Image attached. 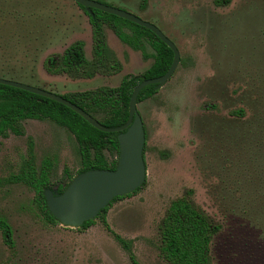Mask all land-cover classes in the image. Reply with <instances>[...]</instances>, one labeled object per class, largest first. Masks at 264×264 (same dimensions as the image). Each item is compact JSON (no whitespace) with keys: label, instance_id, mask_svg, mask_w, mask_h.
Here are the masks:
<instances>
[{"label":"rangeland","instance_id":"rangeland-1","mask_svg":"<svg viewBox=\"0 0 264 264\" xmlns=\"http://www.w3.org/2000/svg\"><path fill=\"white\" fill-rule=\"evenodd\" d=\"M98 1L153 23L179 53L169 79L136 103L144 180L111 202L107 227L130 241L138 264H168L158 254L156 226L169 201L186 196L219 226L209 245L211 264H264V0ZM103 32L121 65L117 73L49 74L43 59L74 40L91 58L85 13L72 0H0V77L68 94L116 87L149 66L150 58L106 25ZM21 127L22 135L0 137V178L17 171L30 144L35 167L43 158L51 164L43 196L56 194L78 174L74 138L47 119H24ZM33 196L25 184L0 181V216L12 243L0 234V264H130L99 218L86 228L49 223Z\"/></svg>","mask_w":264,"mask_h":264},{"label":"trees","instance_id":"trees-1","mask_svg":"<svg viewBox=\"0 0 264 264\" xmlns=\"http://www.w3.org/2000/svg\"><path fill=\"white\" fill-rule=\"evenodd\" d=\"M98 1V0H97ZM145 0H142L141 5ZM220 4V0H214ZM86 15L91 28V58L84 55L83 41L78 39L69 43L61 53L47 55L42 61L43 69L49 74L65 73L73 78H90L95 74L112 75L121 65L106 43L103 25H106L116 38L133 50L140 51L143 58H150L151 63L139 75H127L121 78L116 87H98L83 92L61 94L79 106L99 123L107 127L121 125L127 118V104L133 87L144 78L161 75L172 59L171 50L148 29L138 26L117 16L77 5ZM148 45L152 52L146 49ZM155 92L154 84L143 87L136 96V102L150 97ZM100 114L96 118L95 114ZM24 119H47L65 127L77 144L80 167L77 173L90 169H113L116 158L107 160L105 152L117 156L118 132H103L92 127L81 116L68 107L51 99L30 92L0 84V137L8 133L22 135L21 121ZM48 159L43 158L38 167L32 162L31 145L26 155L20 157L17 171L0 178L3 183L19 182L29 187L33 201L43 218L53 223L56 219L47 210L43 191L48 187ZM71 175H69V178ZM139 188V187H138ZM134 191L113 197L98 211L94 218H99L106 225L105 212L114 200L129 196ZM63 187H57L56 194ZM94 218L84 221L80 227L93 224ZM219 230L199 207L186 196L169 201L164 214L156 226L160 257L168 264H211L209 245L212 236ZM114 241L128 252L130 264H138L130 253V241L109 230ZM0 234L3 241L11 246V229L0 216Z\"/></svg>","mask_w":264,"mask_h":264},{"label":"water","instance_id":"water-1","mask_svg":"<svg viewBox=\"0 0 264 264\" xmlns=\"http://www.w3.org/2000/svg\"><path fill=\"white\" fill-rule=\"evenodd\" d=\"M72 1L87 9L94 8L148 29L172 52L171 62L164 73L144 78L133 87L127 104V118L121 125L114 127L102 125L61 94L0 77V84L51 99L68 107L99 131L118 132V152L113 169L86 170L73 177L61 193L53 195L48 190L44 192L47 210L56 220L65 225L80 226L84 221L94 218L113 197L130 193L142 184L145 175L142 155L144 131L136 108V96L143 87L154 84V88H157L168 80L178 64L179 53L174 43L157 26L137 15L96 0Z\"/></svg>","mask_w":264,"mask_h":264},{"label":"flooded vegetation","instance_id":"flooded-vegetation-1","mask_svg":"<svg viewBox=\"0 0 264 264\" xmlns=\"http://www.w3.org/2000/svg\"><path fill=\"white\" fill-rule=\"evenodd\" d=\"M97 1V0H96ZM74 2V1H73ZM98 2H100V1H98ZM75 3V2H74ZM102 3V2H101ZM76 4V3H75ZM105 4V3H104ZM77 5V4H76ZM108 5V4H107ZM83 7V6H82ZM85 8V7H84ZM85 9H87V8H85ZM89 9V8H88ZM106 40V39H105ZM117 73V72H116ZM115 74V73H114ZM102 75V74H101ZM113 75V74H112ZM104 76H109V75H104ZM119 84V83H118ZM118 86V85H117ZM137 103V102H136ZM1 138H3V137H1Z\"/></svg>","mask_w":264,"mask_h":264}]
</instances>
